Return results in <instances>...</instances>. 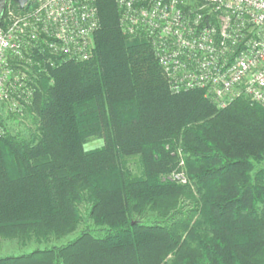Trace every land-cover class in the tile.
Returning a JSON list of instances; mask_svg holds the SVG:
<instances>
[{"label": "trees", "instance_id": "trees-1", "mask_svg": "<svg viewBox=\"0 0 264 264\" xmlns=\"http://www.w3.org/2000/svg\"><path fill=\"white\" fill-rule=\"evenodd\" d=\"M98 8L91 58L35 65L30 127L0 117V238L44 244L0 264H264V108L172 92L115 0Z\"/></svg>", "mask_w": 264, "mask_h": 264}, {"label": "built area", "instance_id": "built-area-1", "mask_svg": "<svg viewBox=\"0 0 264 264\" xmlns=\"http://www.w3.org/2000/svg\"><path fill=\"white\" fill-rule=\"evenodd\" d=\"M98 2L28 0L21 9L8 0L0 20V105L25 107L35 65L93 56ZM115 2L122 31L148 40L172 92L203 90L219 108L237 99L264 108V0ZM170 178L189 182L184 171Z\"/></svg>", "mask_w": 264, "mask_h": 264}, {"label": "rangeland", "instance_id": "rangeland-1", "mask_svg": "<svg viewBox=\"0 0 264 264\" xmlns=\"http://www.w3.org/2000/svg\"><path fill=\"white\" fill-rule=\"evenodd\" d=\"M25 108H19L17 110L12 109L9 104L0 105V117L3 121V125L6 129L14 130V131H24L26 128L30 127V121L28 118L25 119ZM103 144V141L99 138H91L87 147H98ZM130 168L134 172H138L139 167L136 161L133 159L130 162ZM84 210V208H83ZM85 211V210H84ZM83 226H81L80 230ZM78 232L73 233L72 235L58 241L57 243L67 242L69 239H73L78 235ZM44 244H37L35 242H30L28 244H23L17 240H7L0 238V257L7 254H20L22 252H26L32 250L35 247H43Z\"/></svg>", "mask_w": 264, "mask_h": 264}, {"label": "water", "instance_id": "water-1", "mask_svg": "<svg viewBox=\"0 0 264 264\" xmlns=\"http://www.w3.org/2000/svg\"><path fill=\"white\" fill-rule=\"evenodd\" d=\"M15 1L18 3L19 7L22 9L24 8L28 0H15ZM7 2L8 0H0V20L2 19L4 15Z\"/></svg>", "mask_w": 264, "mask_h": 264}]
</instances>
